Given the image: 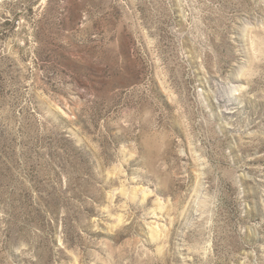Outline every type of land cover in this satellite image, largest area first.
Listing matches in <instances>:
<instances>
[{"label": "rangeland", "instance_id": "374dc122", "mask_svg": "<svg viewBox=\"0 0 264 264\" xmlns=\"http://www.w3.org/2000/svg\"><path fill=\"white\" fill-rule=\"evenodd\" d=\"M0 264H264V0H0Z\"/></svg>", "mask_w": 264, "mask_h": 264}]
</instances>
